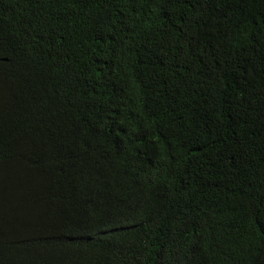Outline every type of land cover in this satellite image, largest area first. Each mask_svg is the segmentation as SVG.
<instances>
[{
    "label": "trees",
    "instance_id": "trees-1",
    "mask_svg": "<svg viewBox=\"0 0 264 264\" xmlns=\"http://www.w3.org/2000/svg\"><path fill=\"white\" fill-rule=\"evenodd\" d=\"M0 264H264V0H0Z\"/></svg>",
    "mask_w": 264,
    "mask_h": 264
}]
</instances>
